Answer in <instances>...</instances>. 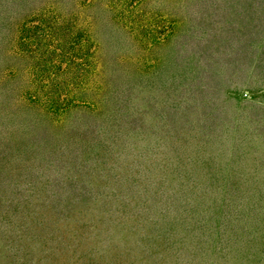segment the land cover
Returning a JSON list of instances; mask_svg holds the SVG:
<instances>
[{"label": "rangeland", "instance_id": "374dc122", "mask_svg": "<svg viewBox=\"0 0 264 264\" xmlns=\"http://www.w3.org/2000/svg\"><path fill=\"white\" fill-rule=\"evenodd\" d=\"M0 264H264V0H0Z\"/></svg>", "mask_w": 264, "mask_h": 264}]
</instances>
